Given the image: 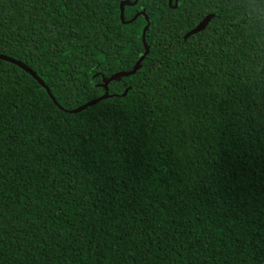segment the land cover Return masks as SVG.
I'll return each instance as SVG.
<instances>
[{"label":"trees","instance_id":"1","mask_svg":"<svg viewBox=\"0 0 264 264\" xmlns=\"http://www.w3.org/2000/svg\"><path fill=\"white\" fill-rule=\"evenodd\" d=\"M122 1L77 26L59 3L0 0V34L19 36L5 56L58 105L0 60V264H264V0H229L191 35L210 0H137L130 23ZM54 21L79 38L49 61L61 45L31 33ZM146 25L136 72L66 112L131 71Z\"/></svg>","mask_w":264,"mask_h":264},{"label":"snow or ice","instance_id":"2","mask_svg":"<svg viewBox=\"0 0 264 264\" xmlns=\"http://www.w3.org/2000/svg\"><path fill=\"white\" fill-rule=\"evenodd\" d=\"M42 6L46 5L55 11V5L57 3L63 5L68 9L67 12L61 17L66 23H70L71 25L79 26L81 23V11L82 8H87L89 4H96L97 8H99L100 4H103L106 8L110 9V5L112 4L113 0H40ZM118 2V0H117ZM171 2V0H170ZM229 2V0H210V3L213 5V12L210 15H215L216 18L219 20L221 19L220 13L224 11L225 5ZM120 14L122 15L123 9L122 6L119 9ZM90 15L95 16L96 12L93 11ZM71 19L69 20V17ZM230 26V25H229ZM221 27H226L224 24H221ZM69 34L64 33V26L62 24H57L55 21L51 25H45L42 30L39 32L31 33L33 36L32 43L34 45L39 46L42 43H50L51 45L55 46L60 44L59 48H56L55 51L52 52L51 55H48V50H45L44 55L48 56L49 61L53 60V58L58 54V52L63 51V41H74L79 37L76 35V31L74 28H69ZM38 37V38H37ZM19 39L18 34H9L8 36H4L0 34V60H3L5 55L9 54V47L12 44L13 39ZM190 47V46H189ZM224 47H227L225 44ZM167 51L171 52L173 49L170 47ZM222 54V48H218L216 46L215 41H211L205 44L203 48L199 49L198 57L202 56L204 61L209 60H219L220 55ZM37 59H40V55L38 54ZM157 66V70H158ZM8 88L7 79L5 73L2 69H0V98H2L3 92ZM113 161L109 159L107 164L111 167ZM247 180V177L243 175V173H239L236 177V182L243 184Z\"/></svg>","mask_w":264,"mask_h":264},{"label":"water","instance_id":"3","mask_svg":"<svg viewBox=\"0 0 264 264\" xmlns=\"http://www.w3.org/2000/svg\"><path fill=\"white\" fill-rule=\"evenodd\" d=\"M177 0H175L176 2ZM137 2V0H134L132 3H129L128 1H122L120 2L119 4V7L122 6V9L124 6L126 5H133ZM168 4L170 5V0H168ZM175 7V6H174ZM140 15H143V13H137L130 21L128 22H125L124 21V17H123V12H122V15L120 14V21L122 23H130L132 22L133 20H135L138 16ZM213 17V15H206L189 33L188 35H191V34H195L197 32H200L201 30H203L206 25L209 23L210 19ZM147 29V25L146 27L143 29L142 31V44H143V47H144V53L141 57H139V59L136 61L135 65L133 66V68L131 69V71L129 72H123V73H116L114 75H112L109 79L107 80H104L103 82V88L105 89V93L104 95L98 97V98H95V99H92L80 106H78L77 108L75 109H71V110H66V112L70 113V114H75V113H78L80 112L81 110H84L85 108L89 107V106H92L94 104H96L97 102L103 100V99H106L107 98V84L110 83L112 80L118 78V77H125V76H130L132 74H134L136 72V70L138 69V66L140 64V62L144 59V57L146 56V54L148 53V48L145 44V31ZM2 61H6V62H9L17 67H19L20 69H22L23 71H25L26 73H28L39 85L41 88H43L45 90V92L47 93V95L50 97V99L53 101V103L55 105H57V103L55 102V100L53 99L51 93L49 92L48 88L46 87V85L44 84V82L32 71L30 70L28 67H26L24 64H22L21 62L11 58V57H7L5 56L4 59ZM58 106V105H57Z\"/></svg>","mask_w":264,"mask_h":264}]
</instances>
